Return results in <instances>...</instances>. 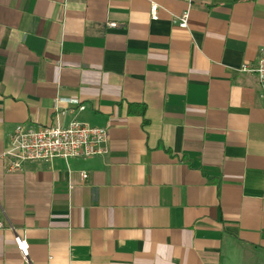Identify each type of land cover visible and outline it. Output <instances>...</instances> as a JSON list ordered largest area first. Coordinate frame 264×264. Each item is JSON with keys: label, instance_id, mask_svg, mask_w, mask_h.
<instances>
[{"label": "crops", "instance_id": "obj_1", "mask_svg": "<svg viewBox=\"0 0 264 264\" xmlns=\"http://www.w3.org/2000/svg\"><path fill=\"white\" fill-rule=\"evenodd\" d=\"M263 51L264 0H0V264H264ZM70 119L107 155L9 169Z\"/></svg>", "mask_w": 264, "mask_h": 264}, {"label": "built area", "instance_id": "obj_2", "mask_svg": "<svg viewBox=\"0 0 264 264\" xmlns=\"http://www.w3.org/2000/svg\"><path fill=\"white\" fill-rule=\"evenodd\" d=\"M158 5L150 7L151 18L158 17ZM188 9L178 17L175 22L180 27L188 26ZM108 27H117L115 21H109ZM240 71L255 75L258 95L264 104V51L252 62H245ZM77 105L84 109L85 105L78 98L56 97L53 109L64 115L65 109L61 104ZM108 129L106 125H92L78 119L67 122H56L47 125H32L25 127L18 124L9 137V144L2 157L11 158L9 169H22L24 164L31 161H50L55 157L68 160L70 158L104 157L109 151ZM87 174L83 173V177ZM14 241L18 250L25 259L28 257V244L19 234H15Z\"/></svg>", "mask_w": 264, "mask_h": 264}, {"label": "trees", "instance_id": "obj_3", "mask_svg": "<svg viewBox=\"0 0 264 264\" xmlns=\"http://www.w3.org/2000/svg\"><path fill=\"white\" fill-rule=\"evenodd\" d=\"M143 110H144V109L142 108L141 111L143 112Z\"/></svg>", "mask_w": 264, "mask_h": 264}]
</instances>
